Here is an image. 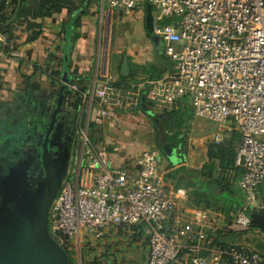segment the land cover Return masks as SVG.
Instances as JSON below:
<instances>
[{"label": "built area", "instance_id": "2783aa9c", "mask_svg": "<svg viewBox=\"0 0 264 264\" xmlns=\"http://www.w3.org/2000/svg\"><path fill=\"white\" fill-rule=\"evenodd\" d=\"M110 8L136 10L149 4L152 33L163 41L171 70L149 80V97L169 106L186 97L196 117L219 129L232 123L239 134L234 165L242 169L239 188L243 205L232 222L248 225L249 211L264 212L258 187L264 181V0H106ZM168 19L167 22H164ZM2 45L5 37L1 33ZM0 49V57L2 56ZM55 66H49V73ZM87 102L88 115L101 125L111 96L119 105L123 95L103 80ZM77 90L75 84L66 85ZM79 156L63 178L48 210V230L56 242L80 260L111 227L145 224L148 253L145 264H264V256L242 242L211 245L208 231L218 220L207 210L189 216L175 212L165 185L160 153L149 148L134 157L132 170L109 168L103 144L94 145L87 123L77 127ZM218 145L219 133L212 139ZM184 190L175 191L183 197ZM172 218V224H171ZM64 249V248H63Z\"/></svg>", "mask_w": 264, "mask_h": 264}, {"label": "crops", "instance_id": "0c3cea01", "mask_svg": "<svg viewBox=\"0 0 264 264\" xmlns=\"http://www.w3.org/2000/svg\"><path fill=\"white\" fill-rule=\"evenodd\" d=\"M12 1L0 0L3 13L10 11ZM73 2V5L77 6L75 0ZM79 10L81 13L78 21H76L74 29L71 30L68 28V24L73 19L74 13ZM83 11H85L84 14H82ZM105 11L111 13L108 31L103 22ZM112 17V9L106 0H88L84 8L76 9L71 13V16L68 15L67 10L63 9L60 12H51L43 18L33 17L28 21L30 26L18 24L11 29L18 38L14 49L9 51L5 50L8 45L7 34L1 31L5 37V44L2 45L0 37V49L2 48L3 52L0 57V113L2 114L6 108L11 112L25 104L36 105L38 102L48 101L50 92L53 90L47 74L44 72L46 67L53 65L50 63L47 66L48 56L63 57L65 52L67 75L82 79L80 83V87L83 88L82 102L78 111L76 110L82 124L87 123L88 125L93 122L94 110L99 108L98 105L93 104L92 112L88 115V105L83 96L85 95L87 98L94 96V100L98 101L96 92L101 88L103 80H107L108 85L115 92L123 95L119 105H114L111 96L106 97L100 105L108 110V116L99 125L101 135L95 144L106 146L107 167L126 165L133 171L136 170L134 157L153 147L150 143L155 141L157 135V120L162 122L165 118V111L178 110L181 112L182 118L186 119L179 131V137L186 136L184 154L179 156L173 148L176 160L171 159L170 163L162 155L160 157L165 185L171 190L175 212L187 217L193 213L194 209H201L207 210L211 216L217 218L218 222L220 219L223 220V215L214 209L193 205L190 193L194 188L189 184L195 181L200 186L206 182L200 171L204 165L210 162L216 168L213 170V175L217 174L218 160L209 157V148L214 144L213 136L219 133L220 143L231 146L235 152L239 144L238 132L232 123L219 129L215 123L196 117L189 102L183 98L169 106L154 103L149 97L147 82L168 73L171 70V61L166 56L163 62L154 60L151 53L154 42L151 37L142 47L133 41L123 42V37L118 34V30L112 31L110 24ZM144 29L146 30L145 25ZM36 31L39 34L32 38V34ZM146 32L149 35L153 34L147 30ZM68 39H71L70 44ZM105 49L113 51L111 60L104 58L103 51ZM116 54H119V60H117ZM123 55L127 57L129 67L125 79L120 78L121 64L119 61ZM114 84H119V86L114 87ZM143 92H145V110L137 106L140 97H144ZM71 107L73 108V106ZM157 107H162L163 113H155ZM82 114L84 118H82ZM174 131L171 130V132ZM179 168H182L183 171L177 172ZM192 171L194 173H191ZM242 172L240 167L235 166L234 170H226L223 175L231 181L235 180L234 184L239 187ZM178 189L184 190L183 197L175 196V191ZM258 191L260 199L264 202V185L262 183H260ZM222 227L223 224L217 225V229H222ZM240 236L236 238L238 239ZM250 248L259 250L264 255V243L257 245L256 248L253 246ZM147 253L148 245L144 226L136 224L108 229L104 238L91 248L87 259L88 261H92L94 258L98 261L103 260V264H145Z\"/></svg>", "mask_w": 264, "mask_h": 264}, {"label": "trees", "instance_id": "16d2710c", "mask_svg": "<svg viewBox=\"0 0 264 264\" xmlns=\"http://www.w3.org/2000/svg\"><path fill=\"white\" fill-rule=\"evenodd\" d=\"M88 0H75L77 6H74L73 0H13L11 2V9L8 13L2 12V4L0 5V30L7 34V47L5 48L6 51L14 49L17 41V36L12 32V28L14 25L24 24V26H30L28 21L30 18H43L46 15H49L51 12H60L61 10L65 9L68 12V15L71 16L76 9L84 8L85 4ZM16 10V18L8 25H4L5 21L10 17V15ZM83 11L82 14H84ZM79 18V16H78ZM78 21V20H77ZM168 19H165L164 22H167ZM41 27L40 25H38ZM39 34L36 31L32 34V38ZM164 56H166L164 54ZM66 53L64 52L63 57H57L55 55H49L47 60V66L52 63L55 66V69L51 70L49 73L46 72L47 77L50 82L51 88L53 90L50 92V97H56L59 92V87L63 80V73L66 72L67 69V62H66ZM167 57V56H166ZM168 58V57H167ZM122 58H120L119 64H121ZM58 68V69H57ZM66 76L69 79L68 83L75 84L77 90L73 91L70 90L67 86L63 91V98L62 104L66 106H73L74 110H78L81 106L82 102V90L83 88L80 87V83L82 79L79 77H70ZM159 77V75H156ZM121 79H125L126 77L120 76ZM115 86H119V84H114ZM144 95V102H145V92L142 93ZM183 99L186 100V97ZM188 101V99H187ZM138 107H141L140 99L137 103ZM165 118L162 120L167 135H165V140L168 144L172 145V148L175 149L179 156H182L185 151V144H186V136L183 135L179 137V131L182 127V124L186 121L182 118V114L178 110H169L165 111ZM78 123L82 125L81 119H78ZM175 130L171 132V130ZM88 132L89 138L91 142L95 144L98 137H100V130L99 125L91 122L88 124ZM157 133V132H156ZM161 145L157 144L156 148L159 150ZM209 157H213L218 160V172L216 175H213V170L216 168L212 162L204 165L200 171L201 175H203L206 179V182L203 185H200L192 182L189 185H192L194 188L191 193V201L193 205L199 206L201 205L204 208H211L215 211L221 213L223 215V227L222 229H217L215 231H208V238L210 239L211 245H219L225 246L228 243L236 242L238 236L245 234L247 232L257 231L258 233H264V212L258 211H249L247 210L249 216V224L239 225L231 221L233 214L237 212L243 205V194L239 187H237L234 182L235 180L231 181L227 177H224L223 173L226 170H234V157L235 152L231 146H225L223 144H213L209 148ZM126 166V165H120ZM128 167V166H126ZM183 171L182 168H179L177 172ZM191 173H194L192 171ZM170 177V176H169ZM144 226L145 224L140 223ZM49 234L56 239L57 233L53 232L49 229ZM67 257H68V264H76L74 260L73 253L63 247ZM260 255L264 256L259 250H255ZM89 253H91V248L87 250L86 253L83 254V261L85 264H103V260L98 261L94 258L92 261H88ZM102 259V258H101Z\"/></svg>", "mask_w": 264, "mask_h": 264}, {"label": "water", "instance_id": "95a60500", "mask_svg": "<svg viewBox=\"0 0 264 264\" xmlns=\"http://www.w3.org/2000/svg\"><path fill=\"white\" fill-rule=\"evenodd\" d=\"M81 10L74 13L68 24L74 29ZM16 17L14 12L4 25L10 24ZM152 13L149 4L145 5L144 25L152 33ZM69 44L71 39H68ZM127 57L122 56L120 74L128 75ZM66 72L55 101L58 109L62 102L63 91L68 84ZM144 97H140L144 108ZM147 111V110H146ZM150 113V111H147ZM162 152L170 159L175 157L174 149L166 143ZM45 168L42 182H27L25 169L21 166L8 167L0 172V264H68L65 250L49 234L48 210L64 178V167L56 173ZM264 185V181L261 182Z\"/></svg>", "mask_w": 264, "mask_h": 264}, {"label": "flooded vegetation", "instance_id": "af4514ba", "mask_svg": "<svg viewBox=\"0 0 264 264\" xmlns=\"http://www.w3.org/2000/svg\"><path fill=\"white\" fill-rule=\"evenodd\" d=\"M56 97L0 113V172L25 169L27 182H42L47 168L68 173L79 156L78 116L71 106H55ZM64 175V177H65Z\"/></svg>", "mask_w": 264, "mask_h": 264}, {"label": "rangeland", "instance_id": "374dc122", "mask_svg": "<svg viewBox=\"0 0 264 264\" xmlns=\"http://www.w3.org/2000/svg\"><path fill=\"white\" fill-rule=\"evenodd\" d=\"M145 5L146 4H142V6H140L136 10H124V9H120V8H111L112 14H113L112 21L110 23L111 28H112V31H114V32H115V30H118V32H119L118 34L124 38V40L122 38L123 42L129 43V42L133 41L134 43L138 44L139 47H142V45L146 42V40H149L151 37L152 41L154 42L153 43L154 46H153V48H151L152 56L154 57L155 61L163 62V61H165V58H166L164 56V52H163V47H164L163 41L161 40V38H159L155 34L149 35L146 32V30L144 29L143 22H144V17H145V8H144ZM151 13H152V16H154L156 14V10L154 8H151ZM110 16H111L110 12H108V11L104 12L103 22H104V26L107 29V31L109 28ZM112 52H113L112 50L105 49L103 51L104 58L111 60L113 58ZM118 55L116 56L117 60H119ZM153 72H155V71H153ZM186 100H187V98H186ZM5 110H7V112H9L7 108ZM5 110H3V111L5 112ZM77 111H76V114H77ZM9 113H12V111ZM155 113H163L162 107H157L155 109ZM82 118H84L83 114H82ZM156 132H157L156 133L157 135L155 136V141L152 142V144L150 143V145L157 148V144L158 145H161V144L164 145L167 143L165 140V135H167V132L165 130L163 123L160 120H157ZM158 151L160 153V157L162 155L166 161H169L171 163V159L168 158L162 152L161 147L159 148ZM172 160L173 161L176 160V157H174ZM223 222H224V219L223 220L220 219L217 224L221 225V224H223ZM237 240L247 244L249 247L253 246L256 248V246L259 244L263 245L264 233L249 232V233L241 235ZM254 243H255V246H254ZM87 250H85V253L87 252ZM82 257H83V255L81 256L80 260L74 259L76 261V264H85Z\"/></svg>", "mask_w": 264, "mask_h": 264}]
</instances>
